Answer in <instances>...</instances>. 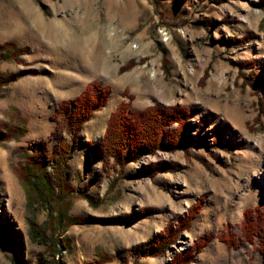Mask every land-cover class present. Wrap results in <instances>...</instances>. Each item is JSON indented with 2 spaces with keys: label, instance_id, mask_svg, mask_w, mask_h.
I'll list each match as a JSON object with an SVG mask.
<instances>
[{
  "label": "rangeland",
  "instance_id": "374dc122",
  "mask_svg": "<svg viewBox=\"0 0 264 264\" xmlns=\"http://www.w3.org/2000/svg\"><path fill=\"white\" fill-rule=\"evenodd\" d=\"M91 84L109 90L106 101L71 134L59 105L73 107ZM261 87L264 0H0V264H264L260 234L241 233L243 212L264 201ZM122 104L135 116L183 108L189 146L166 149L172 123L154 152L133 159L127 148L124 165L103 156ZM72 141L66 214L81 224L55 231L52 251L31 239L32 226L51 234L54 224L27 205L21 174L45 162L53 184L49 157ZM167 230L175 238L155 255Z\"/></svg>",
  "mask_w": 264,
  "mask_h": 264
},
{
  "label": "trees",
  "instance_id": "16d2710c",
  "mask_svg": "<svg viewBox=\"0 0 264 264\" xmlns=\"http://www.w3.org/2000/svg\"><path fill=\"white\" fill-rule=\"evenodd\" d=\"M15 47L13 44H7L5 50ZM10 54L5 53L3 58ZM260 89H264L261 87ZM109 90L101 88L97 84L89 85L85 91L73 101V107L68 103H61L58 111L62 115L65 130L71 134L77 133L89 117L101 109L106 101ZM188 116L186 110L180 107L163 108L153 106L145 110L140 116L130 111L128 105H120L116 112L109 117L102 143L99 148L100 154L106 157H112L118 164L124 165L125 150L128 148L134 152V158H140L145 152H154L158 146L162 135L165 133V127L172 123L177 124V128L167 145V150L181 149L182 146L188 147L185 140L184 118ZM184 130V131H183ZM75 141H72L70 148L65 149L61 146L54 155L49 157L50 167L53 174V184L46 175L45 162L34 161L27 165L21 174L23 186L27 189V205L36 204L47 216L48 222L54 224L51 228V234L46 230L47 223H43L39 228L32 226L31 239L36 241L38 236L42 235V241L38 242L52 251L56 249L57 240L54 238L55 231H64L69 225L81 224L78 218H69L66 214L69 208L68 196L70 192L66 183V160L71 158V153L75 148ZM132 160V159H129ZM90 200L88 196H83ZM202 198L191 206L187 212L184 221L179 222V229H188L191 221L195 218L200 210ZM244 224L241 229L243 239L252 242L256 236L258 238L259 249L264 260V201L253 210L243 212ZM47 233L48 236H45ZM48 237V239H47ZM175 235L167 232L164 235L154 239L151 246L155 255L162 254L169 244L174 240ZM193 249L184 252H198L199 244H194ZM57 252V251H56ZM53 256V253H52ZM186 257V256H183ZM187 258V257H186ZM175 263L183 264L182 257L176 258Z\"/></svg>",
  "mask_w": 264,
  "mask_h": 264
},
{
  "label": "bare ground",
  "instance_id": "6f19581e",
  "mask_svg": "<svg viewBox=\"0 0 264 264\" xmlns=\"http://www.w3.org/2000/svg\"><path fill=\"white\" fill-rule=\"evenodd\" d=\"M69 1H70V0H69ZM72 1H74V0H71V2H72ZM77 6H78V5H77ZM86 10H87V9H86ZM88 10H89V8H88ZM89 14H90V13H89ZM91 16H92V15H91ZM37 19H38V18H37ZM59 22H60V21H59ZM54 24H57V23H54ZM41 25H42V24H41ZM49 25H51V24H49ZM46 26H47V24H46ZM51 26H52V28H53V25H51ZM51 26H50V28H51ZM56 26H57V25H56ZM48 27H49V26H48ZM48 27H47V29H48ZM54 27H55V26H54ZM42 28L45 29L46 27H41V29H42ZM50 28H49V29H50ZM44 29H43V30H44ZM49 29H48V30H49ZM51 30H52V29H51ZM55 30H56V29H55ZM3 176H4V175H3ZM3 180H4V179H3ZM4 181H5V183L7 184L8 189H9L10 192H11V196H12V194H14L13 197L19 198V197H18L19 195L17 194V189H16V187H15V184H14V182H13L12 180H10V177H9V178H6V177H5V180H4ZM153 200H154V199H153ZM151 203H152V202H151ZM157 203H158V202H157ZM160 206H161V205H160ZM185 206H186V204L184 205L183 208H180L179 211H180V212H183ZM178 208H179V207H178ZM177 210H178V209H177ZM173 213H175V212L173 211ZM163 219H164V218H163ZM161 221H162V220H161ZM187 237H188V236H187ZM188 239H189V238H188ZM188 239H187V242H188ZM187 242L184 241V243H183V241H182V242L179 241L178 244H179L180 246L177 245L176 247L179 248V247H181L183 244H185V243H187ZM180 243H181V244H180ZM187 244H188V243H187ZM185 245H186V244H185ZM185 245H184V246H185Z\"/></svg>",
  "mask_w": 264,
  "mask_h": 264
}]
</instances>
